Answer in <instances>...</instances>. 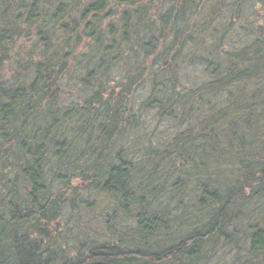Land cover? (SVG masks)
I'll return each instance as SVG.
<instances>
[{"label": "trees", "instance_id": "obj_1", "mask_svg": "<svg viewBox=\"0 0 264 264\" xmlns=\"http://www.w3.org/2000/svg\"><path fill=\"white\" fill-rule=\"evenodd\" d=\"M0 264H264V0H0Z\"/></svg>", "mask_w": 264, "mask_h": 264}, {"label": "rangeland", "instance_id": "obj_2", "mask_svg": "<svg viewBox=\"0 0 264 264\" xmlns=\"http://www.w3.org/2000/svg\"><path fill=\"white\" fill-rule=\"evenodd\" d=\"M262 0H259L261 2ZM261 8V7H260ZM262 11V9H260ZM187 75V73H186ZM147 95V92L145 89H139L138 91H134L135 100H140L141 98H145ZM136 100V101H137ZM138 102V101H137ZM138 108V106H136ZM143 121L141 120L140 124L138 125L139 128L137 129L139 132L141 130H146L154 133L152 135L156 142L164 143V138L168 133H171L173 131V124L170 120L163 119L162 121H158L155 119L154 111L147 110L146 113L143 114ZM77 185H82L80 182H76ZM82 190V189H81ZM82 221L89 227V231L94 230V228H97V232L101 231V226L99 225V213H90L84 212L82 215Z\"/></svg>", "mask_w": 264, "mask_h": 264}]
</instances>
